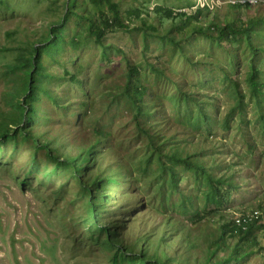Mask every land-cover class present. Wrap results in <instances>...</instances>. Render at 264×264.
I'll return each instance as SVG.
<instances>
[{
    "label": "rangeland",
    "instance_id": "obj_1",
    "mask_svg": "<svg viewBox=\"0 0 264 264\" xmlns=\"http://www.w3.org/2000/svg\"><path fill=\"white\" fill-rule=\"evenodd\" d=\"M198 1L110 0L119 26L104 0H0V264H140L123 258L140 250L141 264H201L223 224L264 207V0ZM249 19L254 56L242 33L219 35L226 21ZM56 26L61 38L40 54L26 124L33 138L19 131L25 60ZM252 59L258 93L247 79ZM128 66L150 110L138 118L152 142L134 118ZM199 109L207 122L197 121ZM89 146L92 161L79 173L64 163ZM173 152L235 187L222 185L221 203L207 201L202 174ZM97 170L117 177L106 190L101 181L109 198L96 219L101 228L81 187ZM113 230L119 246L107 242ZM235 241L227 232L226 244ZM247 244V259L230 264L264 261V225ZM224 254L217 249L211 260Z\"/></svg>",
    "mask_w": 264,
    "mask_h": 264
},
{
    "label": "trees",
    "instance_id": "obj_2",
    "mask_svg": "<svg viewBox=\"0 0 264 264\" xmlns=\"http://www.w3.org/2000/svg\"><path fill=\"white\" fill-rule=\"evenodd\" d=\"M72 0H68V6L69 2ZM97 1V0H95ZM103 1V0H102ZM107 3H109V9L112 13V22L117 23L119 26H123L122 21L120 20L119 11L116 7L115 3H111L110 0H104ZM69 13V9L66 10V13L64 14L62 21L63 22L66 18V15ZM253 24L255 22L251 19H249L245 24L244 23H231V22H225L223 25L219 35L221 37H230L232 40H236L237 36L242 33L244 37L247 39L250 50L252 51V55L254 56L256 54L257 48H255L253 41L250 37V30L253 28ZM93 21L90 23V28L93 27ZM96 27V26H95ZM51 35L49 39L44 41L42 44L39 45H33L31 49V54L29 55L28 59L25 60L26 65L29 67L27 68V81L24 85V93H23V99L19 100L17 107L19 110V114L21 116V125H19V131L23 130L24 135L32 136V134L29 132L28 129H26V124L31 121L34 118L35 115V107L33 104V101L35 100L36 96V89L37 86L35 84L36 74H39L40 69V54L44 52L45 50L52 49L54 46L58 43L59 38H61V33H59V28L51 27L50 28ZM94 36L97 43H100V37L102 33V29H100L98 26L91 31ZM59 33V35H58ZM259 49V48H258ZM259 68L255 64V61L252 59L250 62V70L247 76L248 83L252 91L259 92L261 91V86L263 85L262 79H259ZM127 75H128V81L126 83V92L131 100V102L134 105L135 108V120L138 123L139 126V115H145L149 114L150 110H148L143 104V89L139 85L138 77L135 76L136 68L133 66H128L127 69ZM234 88L237 89V85L233 83ZM182 95H185L187 97H190L188 93H182ZM208 115L206 112L202 109H199L196 115L197 121H205L207 122ZM142 131H144L145 134L149 135L150 141H154L151 134H149L148 129L144 128L143 126H139ZM5 134H2L1 137H3ZM33 137V136H32ZM34 138V137H33ZM36 140V138H35ZM94 147L89 146L84 152L82 150L79 152V156L72 159H67L66 165H71L73 169H75L76 172L79 173L81 171V168L84 166L82 164V161L85 162V165H87L92 161V150ZM171 158L175 159V161H182L187 167L191 168L194 173L200 175L202 174L203 178L205 179L206 183L210 186V190L206 192L205 199L207 201L219 204L221 201H224L227 197V192L221 191V187L224 184H227V188L230 189V187H235V184L232 183L231 178L229 176H216L213 177L211 175V172L208 168H205L204 165H202L199 162H194L189 158V155L181 156V154L176 155L175 152L169 154ZM79 157V158H78ZM170 173H173V169L169 168ZM173 177V175H172ZM117 177L116 176H109L105 171L100 174L99 170L95 172L93 178H89L88 182L86 184L81 183V187L90 194V199L88 200V205L90 206V209L93 210V222L96 228H101L96 225V219L99 218V213L102 209V203L108 202L109 198H106L108 195L104 190L101 189L102 187V179L105 182V190L109 189L108 184L109 182L117 183ZM112 179V180H111ZM107 195V196H106ZM110 195V194H109ZM92 205L95 206V208H92ZM260 223L253 222L247 226L246 229L242 228V226L237 225L235 222L234 217L231 218L227 224H223L221 227V230L219 232L218 238L216 240V246L213 248L208 247L206 250V256L204 261L201 264H230V262L236 263L240 259H247L248 254L250 253L249 246L247 242L249 239L252 238V230L255 226L259 225ZM264 225V224H261ZM167 231V230H166ZM167 232L171 233V230L168 229ZM173 232V231H172ZM227 232H231L232 235L236 238L235 243L232 246H228L226 244V235ZM111 233L110 228H107V234L109 235ZM113 236L107 237V242L109 244H117L119 246V243L116 242L117 236L116 231L113 230ZM161 239H166V237L161 236ZM253 241V239H252ZM124 247V246H123ZM120 248V247H118ZM222 250L225 252V254L221 258H216L214 261L211 260V256H214L216 253V250ZM121 250V249H120ZM115 257V256H114ZM123 257V255H122ZM145 254L143 250H140L137 254L134 256H124V259L127 260H134L141 264V261L145 260ZM169 260H172L170 257H166ZM161 262L157 259L153 260L152 262L148 260L146 264H160ZM259 264H264V261H262Z\"/></svg>",
    "mask_w": 264,
    "mask_h": 264
},
{
    "label": "built area",
    "instance_id": "obj_3",
    "mask_svg": "<svg viewBox=\"0 0 264 264\" xmlns=\"http://www.w3.org/2000/svg\"><path fill=\"white\" fill-rule=\"evenodd\" d=\"M240 2H245L244 0H239ZM202 3V0H199L198 3ZM208 5V3H207ZM237 225L242 226L246 229L247 226L253 222L264 224V207L251 208L250 210L237 214L233 216ZM264 257V252L261 253Z\"/></svg>",
    "mask_w": 264,
    "mask_h": 264
}]
</instances>
